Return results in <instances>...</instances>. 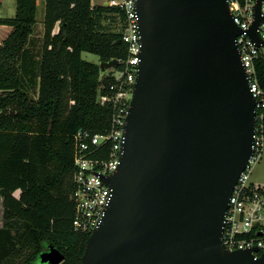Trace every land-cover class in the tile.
Segmentation results:
<instances>
[{
	"label": "water",
	"instance_id": "water-1",
	"mask_svg": "<svg viewBox=\"0 0 264 264\" xmlns=\"http://www.w3.org/2000/svg\"><path fill=\"white\" fill-rule=\"evenodd\" d=\"M261 1L246 31L257 46ZM135 7L141 49L119 163L104 178L110 201L81 264H264V252L222 243L229 196L253 152L258 102L229 0ZM116 64L100 63L101 71ZM62 260L51 245L39 254L43 264Z\"/></svg>",
	"mask_w": 264,
	"mask_h": 264
},
{
	"label": "trees",
	"instance_id": "trees-1",
	"mask_svg": "<svg viewBox=\"0 0 264 264\" xmlns=\"http://www.w3.org/2000/svg\"><path fill=\"white\" fill-rule=\"evenodd\" d=\"M39 5L43 31L36 50ZM120 23L115 8L91 0H16L15 14L0 18L10 27L0 44V264H43L39 254L48 245L63 254L59 264H81L90 233L72 225L73 135L110 127L111 108L98 96L113 78L100 63L126 56ZM254 67L264 100V58Z\"/></svg>",
	"mask_w": 264,
	"mask_h": 264
},
{
	"label": "built area",
	"instance_id": "built-area-1",
	"mask_svg": "<svg viewBox=\"0 0 264 264\" xmlns=\"http://www.w3.org/2000/svg\"><path fill=\"white\" fill-rule=\"evenodd\" d=\"M256 0H229L234 22L243 31L236 37L241 61L249 79L250 91L258 100L255 105L256 123L252 141V155L239 175L228 199L224 215L222 243L229 250L249 249L256 256L264 252V184H255L250 176L255 164L262 158L264 135L261 109L264 108L263 93L255 78L254 61L264 58V0L260 5L263 18L257 26L260 44L257 46L247 35L254 20L253 5ZM136 0H103L102 5L113 7L121 17V42L126 56L117 59L119 69L112 68L108 74L113 78L98 96L101 103L111 108L110 127L105 132L91 133L79 129L73 135V192L74 217L72 225L83 232H91L100 222L110 201L111 190L104 178L112 174L119 163L125 118L132 96L138 70L141 49L138 31ZM256 249V251H254Z\"/></svg>",
	"mask_w": 264,
	"mask_h": 264
},
{
	"label": "rangeland",
	"instance_id": "rangeland-1",
	"mask_svg": "<svg viewBox=\"0 0 264 264\" xmlns=\"http://www.w3.org/2000/svg\"><path fill=\"white\" fill-rule=\"evenodd\" d=\"M102 1L103 0H91V3H93V5H102ZM7 8H8L7 2H5V6L1 8L2 9L1 12L6 14ZM41 18H42V6L39 5L38 12H37V23L35 25L34 32H33V39L35 41L36 50L39 49L38 47L40 45L41 35L43 31ZM115 26L116 24L112 25V27H115ZM81 56L83 59L87 61H90L96 64L100 63L97 55L91 52H82ZM111 70L112 68H107V70L104 71V73H109L111 72ZM250 180L254 182L255 184H264V145H263L262 158L257 164L254 165L251 176H250ZM2 224H3V220H2V203H1L0 204V227L2 226Z\"/></svg>",
	"mask_w": 264,
	"mask_h": 264
},
{
	"label": "crops",
	"instance_id": "crops-1",
	"mask_svg": "<svg viewBox=\"0 0 264 264\" xmlns=\"http://www.w3.org/2000/svg\"><path fill=\"white\" fill-rule=\"evenodd\" d=\"M5 2H7V6H8L6 14L1 12L2 11L1 8L5 6ZM15 8H16V0H7V1L0 0V18L12 17L15 14ZM9 31H10V27L8 25L0 24V44L3 41V39L7 36ZM18 194H19L18 190L14 192L15 196H18ZM1 203H2V198L0 197V204ZM2 211H3V207H2Z\"/></svg>",
	"mask_w": 264,
	"mask_h": 264
}]
</instances>
